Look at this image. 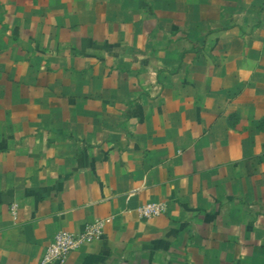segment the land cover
<instances>
[{"label":"crops","instance_id":"obj_1","mask_svg":"<svg viewBox=\"0 0 264 264\" xmlns=\"http://www.w3.org/2000/svg\"><path fill=\"white\" fill-rule=\"evenodd\" d=\"M99 218L63 264H257L264 0H0V264Z\"/></svg>","mask_w":264,"mask_h":264},{"label":"built area","instance_id":"obj_2","mask_svg":"<svg viewBox=\"0 0 264 264\" xmlns=\"http://www.w3.org/2000/svg\"><path fill=\"white\" fill-rule=\"evenodd\" d=\"M17 205H11V213L14 215ZM166 203L163 201L147 202L137 208L142 218L157 217L166 210ZM107 224L106 218L95 219L79 230H58L52 237L41 258V264H63L68 255L95 240L104 234Z\"/></svg>","mask_w":264,"mask_h":264},{"label":"rangeland","instance_id":"obj_3","mask_svg":"<svg viewBox=\"0 0 264 264\" xmlns=\"http://www.w3.org/2000/svg\"><path fill=\"white\" fill-rule=\"evenodd\" d=\"M263 253L259 254L257 257V264H264V250H262Z\"/></svg>","mask_w":264,"mask_h":264}]
</instances>
